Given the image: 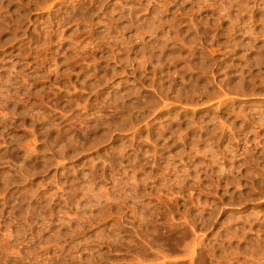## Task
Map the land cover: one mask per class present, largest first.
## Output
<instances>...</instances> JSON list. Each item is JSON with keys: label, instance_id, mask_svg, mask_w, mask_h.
I'll use <instances>...</instances> for the list:
<instances>
[{"label": "rangeland", "instance_id": "obj_1", "mask_svg": "<svg viewBox=\"0 0 264 264\" xmlns=\"http://www.w3.org/2000/svg\"><path fill=\"white\" fill-rule=\"evenodd\" d=\"M0 264H264V0H0Z\"/></svg>", "mask_w": 264, "mask_h": 264}]
</instances>
